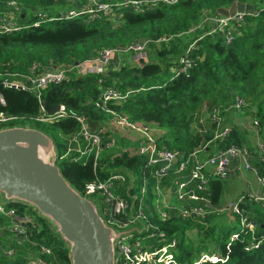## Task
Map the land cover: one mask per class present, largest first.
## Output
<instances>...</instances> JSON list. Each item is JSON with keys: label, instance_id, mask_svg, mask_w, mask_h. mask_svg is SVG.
<instances>
[{"label": "built area", "instance_id": "1", "mask_svg": "<svg viewBox=\"0 0 264 264\" xmlns=\"http://www.w3.org/2000/svg\"><path fill=\"white\" fill-rule=\"evenodd\" d=\"M62 1L70 5L55 12L51 6L37 11L27 0H0V34H12L44 22L86 14L96 18L102 13L114 21L123 17L124 8L140 13L156 5H175L184 0ZM248 15L264 16V0L255 5L252 14H204L200 21L182 32L103 47L78 61L60 64L34 61L23 69L0 64L3 85L31 92L39 103L36 114L11 113L4 109L7 103L0 91V128L15 126L20 121H35L44 125L66 119L76 121L74 131L60 134V148L64 152L59 160L68 159L83 165L93 162L94 178L87 181L81 192L99 200L106 223L123 233L116 241L117 264H199L228 260L219 248L202 252L199 258L192 261H180L178 251L182 247V239L178 233L184 235L183 228L170 230L166 227L167 223L174 224L176 219L191 224L200 223L206 230L210 226V217H220L225 213L234 215L239 218L240 230L230 235L226 249L230 251L232 243L238 240L245 243L247 251L258 249L262 244L264 235H258V216L244 205L256 202L264 209V143L258 142L253 148L244 143L231 144L224 149L216 143L211 151L206 144L188 154L168 150L160 145L150 125L135 122L116 110L115 106L124 104L134 90L123 92L115 84L106 83L111 65L120 63L126 55L138 62L148 57L151 44H169L176 38L192 35V41L179 57V65L172 69L173 76L187 73L195 61L192 53L198 48L199 40L206 35L221 34L225 43L231 44L242 34ZM207 25L208 30L205 29ZM198 30L202 31L195 37L193 34ZM92 74L99 75L96 83L99 92L96 98L89 97L82 105H92L102 116V119L92 118L99 121L95 132L89 125L91 116L83 111L70 109L64 103H58L59 109L52 114L47 111L45 98L49 89ZM246 106L247 100L235 94L224 111L241 112ZM210 116L216 124L213 141L223 139L232 131V127L224 124L219 108L213 109ZM107 118L117 124L112 132L103 125ZM117 137L122 141L121 151L108 156L117 143ZM205 149L208 151L205 152ZM124 155L137 157L140 163L129 168L105 170L104 177L100 174V163L106 156L114 162L115 158ZM243 173L252 174L261 190L256 191L249 183L247 186L250 188L236 199L215 203L211 181H226ZM40 230L39 214L33 207L23 203L0 202V264H62L53 246L34 237Z\"/></svg>", "mask_w": 264, "mask_h": 264}, {"label": "trees", "instance_id": "2", "mask_svg": "<svg viewBox=\"0 0 264 264\" xmlns=\"http://www.w3.org/2000/svg\"><path fill=\"white\" fill-rule=\"evenodd\" d=\"M27 1L33 7L46 2L51 4L55 12L65 7L66 3L62 0ZM234 1L254 3L250 0H184L175 5H156L140 13L124 8L123 17L114 21L101 13L96 18H90L86 14L72 19L44 22L12 34H0V64L23 69L34 61L60 64L82 60L91 54L86 52L91 42L103 48L124 44L126 41L132 42L141 37L156 39L162 35L179 33L187 30L192 23H197L204 15L205 8L208 10L205 14L213 15L220 7H229ZM205 29H209L208 25ZM201 31L198 30L193 35L197 37ZM192 39V35H185L169 44H151L150 49L157 59H141L131 69L110 71L111 75L106 78L107 84H112L113 79H116V86L123 92L134 90L124 104L115 108L135 122L150 125L160 145L168 150L188 154L206 144H209V151L213 150L216 143L221 149L231 144H241L244 138L242 130L236 125L228 124L226 120V116L235 111L224 109L234 98V91H238L235 94L247 100V89L255 90L264 86V16L248 15L242 34L231 44H226L221 34L206 35L199 40L198 48L192 53L195 61L189 71L173 76L172 69L179 65V57ZM79 50L83 53L77 58L76 52ZM26 58L28 60L25 62ZM98 78L99 75L92 74L58 85L61 91H65L64 95L53 92L52 102L64 103L70 109L83 111L93 119H102L92 105H82L87 98H96L98 95ZM0 91L7 103L4 109L11 113L29 115L39 111L38 100L31 92L6 87L2 79ZM204 106L208 107V111L200 114L201 117L197 119L200 108ZM247 107L248 105L244 109ZM215 108L221 110L224 124L232 127V131L223 139L213 141L216 124L210 114ZM193 124L196 126L193 127ZM76 127L74 119H66L44 125L42 129L51 135L55 132L60 137L61 133H69ZM113 154L108 152V156ZM135 163H140L139 158L124 155L115 158L113 162L106 156L100 163V174L104 177L105 170L129 168ZM61 165L67 179L80 191L84 189L87 181L94 178L93 162L83 165L65 159ZM211 189L213 201L220 202L225 192V181L212 180ZM244 206L251 208V202ZM256 212L260 222L258 235L262 237L264 209L260 207ZM39 223L41 230L34 237L53 246L62 264H71L69 248L55 232L52 223L40 215ZM170 224H166L170 230L183 228V232L188 228L198 229L200 232L204 229V225L200 223L191 224L178 219ZM212 228L211 225L204 231L207 232L204 237L213 234ZM215 241L221 246L222 254L228 256V260L204 261L199 264H264V239L258 249L251 251H247L245 243L240 240L233 242L228 251L226 236L220 235ZM178 258L186 262L192 261L194 256L186 248Z\"/></svg>", "mask_w": 264, "mask_h": 264}, {"label": "water", "instance_id": "3", "mask_svg": "<svg viewBox=\"0 0 264 264\" xmlns=\"http://www.w3.org/2000/svg\"><path fill=\"white\" fill-rule=\"evenodd\" d=\"M254 11L253 3L234 1L216 15ZM55 91L61 96L65 92L58 86L47 91L45 106L51 114L59 109L51 99ZM89 125L95 132L99 121L89 118ZM59 157L55 137L43 129L0 128V196L6 202L28 204L50 221L69 248L71 264H117L116 241L123 233L106 223L96 199L71 184Z\"/></svg>", "mask_w": 264, "mask_h": 264}, {"label": "rangeland", "instance_id": "4", "mask_svg": "<svg viewBox=\"0 0 264 264\" xmlns=\"http://www.w3.org/2000/svg\"><path fill=\"white\" fill-rule=\"evenodd\" d=\"M250 1L258 2L259 0H250ZM49 5L51 6V4H46V2H44L41 5L36 6L37 11L45 10L46 8L49 9L50 8ZM67 5H70V4L65 3V6H67ZM257 5H259V4H257ZM204 11H205V13L208 12V10L206 8ZM202 18H203V16H202ZM195 23L196 22H194L192 24H195ZM139 39H143V38L141 37ZM136 40H138V39H136ZM133 41H135V40H133ZM128 42L129 41H126V43H128ZM126 43H124V44H126ZM88 45L89 46H88L86 52L91 53V54H93L94 52H96L97 50H99L101 48V47L99 48V46H97L93 42L89 43ZM151 51L152 50L150 49V53L148 54V57H146L147 60L157 59L156 55L153 53V51L152 52ZM82 53L83 52L80 50L77 51L76 57L79 58V55ZM27 58H28V56H27ZM27 58H26L25 62L28 60ZM135 65H137V63L133 60V58L130 55L129 56L126 55L124 58H122V61H120V63H113L111 65L110 69H111V71H119L122 68L131 69V68L135 67ZM110 75H111V72H110ZM112 84L117 85L116 79H113ZM235 93H238V91H234V95H235ZM245 96L247 97L248 107L246 109H244L242 112H233V117L231 115V117L229 118V122H231L232 119H233V122H231V123L228 122V124L236 125V127H238L240 130L245 131V136L243 138V141L245 142V144L246 143L248 144L249 142H251V143L262 142V141H264V86L256 88L255 90L250 89V88L247 89V93ZM206 111H208L207 106L200 108V112H199V114H197V119L199 117H201L200 114H202L203 112H206ZM126 116H128V115H126ZM257 122H258V124H256ZM17 125L32 126V127H37L40 129H42L44 127V124H40V123H37L35 121H20ZM103 125L105 126L106 129H108L111 132L117 127L116 122L110 118L105 119L103 121ZM195 126H196V124H193V127H195ZM158 132L161 133V131H159V130H158ZM53 133L55 134V135L53 134V136L56 138V141L59 144L58 145V155L60 156L64 152L60 148L61 144H62V139L60 137H58V134H56L55 132H53ZM121 148H122L121 142L119 141V139H117L116 145L113 146L109 152L110 153H117V152L121 151ZM59 164H62V160H59ZM245 176H247V178H248V179L246 178L247 180L243 179ZM236 179L238 180L237 189L236 190L231 189L230 191L228 190L227 191L228 193H226V195L223 196L224 198L222 197L223 202H227V201L236 199L242 192H246L248 190L247 184H249L251 180H252V182H255L254 177L252 175H249L248 173L247 174L243 173L242 176H240L239 178H236ZM243 180H246V181H243ZM252 182L250 184H252ZM90 198H92V197H90ZM5 201L6 200L0 196V202H5ZM96 201L98 202V205L101 206V202L99 200H96ZM260 207H261V205L259 203H256V202L251 203V209L254 210L255 212ZM34 210L38 213V211L35 208H34ZM208 225H210V226L212 225L214 230H213V234H211L210 236H207V237H204L205 234L207 233V232H204V231H206L204 229H203V232L202 231L200 232V231L195 230V229L188 230L187 233L184 235V239L181 242L182 247H181V249L179 248L178 255H181L182 250L187 248L188 250L192 251L194 259H197V258H199L200 253H202V252H211V251H214L215 249L221 248V246L219 244H217V242L215 241L217 238H220V235H222V237L226 236V239L228 240L232 233L240 230L239 218L237 216L226 214V213L220 217H214L213 219L210 220ZM220 232H221V234H220ZM138 236H140V235H136V237H138ZM178 236H179V238H183V233L179 232Z\"/></svg>", "mask_w": 264, "mask_h": 264}, {"label": "crops", "instance_id": "5", "mask_svg": "<svg viewBox=\"0 0 264 264\" xmlns=\"http://www.w3.org/2000/svg\"><path fill=\"white\" fill-rule=\"evenodd\" d=\"M260 3V0L258 1V2H254L253 4H255V5H257V4H259ZM231 115H232V117H233V112L232 113H230V114H228L227 116H226V120H227V122H229V118L231 117ZM232 119V118H231ZM231 121V120H230ZM231 122H233V119H232V121ZM231 122H229V123H231ZM242 133L244 134V136H245V131L244 130H242ZM118 138V137H117ZM119 139V138H118ZM242 143H244L245 144V142L244 141H242ZM262 143H264V141H262ZM247 144V143H246ZM258 143H251V142H249L247 145L248 146H250L251 148H253V147H255L256 145H257ZM106 155V154H105ZM247 174V173H246ZM249 175H252V174H250V173H248ZM253 176V175H252ZM249 177V176H248ZM236 178H239V177H235V176H231V178L230 179H228V180H226L225 181V192H224V195H226V193H228L227 191L229 190H231V189H234V190H236L237 189V182H238V180L236 179ZM247 178V176H245L243 179H246ZM248 179V178H247ZM246 179V180H247ZM246 180H243V181H246ZM254 181H255V179H254ZM252 182V180L250 181V183ZM250 187H252L253 189H255L256 191H260L261 190V188H260V186L256 183V181L255 182H252V184H251V186ZM249 187V188H250ZM248 188V189H249ZM242 193H244V192H242ZM241 193V194H242ZM224 198V197H223ZM223 198L221 199V201H223ZM182 227H183V225H182ZM187 233V231L185 230V232H184V235ZM183 239H184V236H183ZM182 239V240H183ZM181 245H182V243H181Z\"/></svg>", "mask_w": 264, "mask_h": 264}, {"label": "bare ground", "instance_id": "6", "mask_svg": "<svg viewBox=\"0 0 264 264\" xmlns=\"http://www.w3.org/2000/svg\"><path fill=\"white\" fill-rule=\"evenodd\" d=\"M79 164V163H78Z\"/></svg>", "mask_w": 264, "mask_h": 264}]
</instances>
